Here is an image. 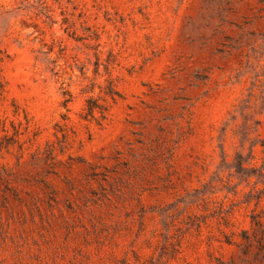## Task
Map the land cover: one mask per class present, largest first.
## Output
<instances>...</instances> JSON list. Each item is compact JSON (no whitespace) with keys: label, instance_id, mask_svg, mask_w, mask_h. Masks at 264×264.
<instances>
[{"label":"rangeland","instance_id":"rangeland-1","mask_svg":"<svg viewBox=\"0 0 264 264\" xmlns=\"http://www.w3.org/2000/svg\"><path fill=\"white\" fill-rule=\"evenodd\" d=\"M0 264H264V0H0Z\"/></svg>","mask_w":264,"mask_h":264}]
</instances>
